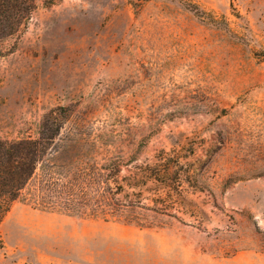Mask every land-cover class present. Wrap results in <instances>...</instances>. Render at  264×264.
<instances>
[{
	"label": "rangeland",
	"instance_id": "374dc122",
	"mask_svg": "<svg viewBox=\"0 0 264 264\" xmlns=\"http://www.w3.org/2000/svg\"><path fill=\"white\" fill-rule=\"evenodd\" d=\"M35 3L0 39V138L59 134L0 264H264V0Z\"/></svg>",
	"mask_w": 264,
	"mask_h": 264
},
{
	"label": "trees",
	"instance_id": "16d2710c",
	"mask_svg": "<svg viewBox=\"0 0 264 264\" xmlns=\"http://www.w3.org/2000/svg\"><path fill=\"white\" fill-rule=\"evenodd\" d=\"M185 5L202 16L197 5L189 2ZM35 8V0H0V39L15 36L28 23ZM58 134L59 130H52L50 133L43 132L39 138H0V224L12 203L21 197L27 184L36 175L38 165L44 162L42 141L45 138L54 139ZM48 181L43 186L46 195H42L41 205L46 209L61 210L62 207V211L75 212L76 200L71 196L72 193L65 191L67 195L62 196L65 193L58 191L57 183L54 185ZM45 197H49L48 200Z\"/></svg>",
	"mask_w": 264,
	"mask_h": 264
}]
</instances>
